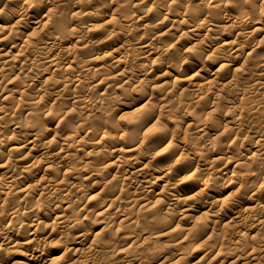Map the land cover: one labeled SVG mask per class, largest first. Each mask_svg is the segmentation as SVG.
Wrapping results in <instances>:
<instances>
[{
    "label": "bare ground",
    "instance_id": "obj_1",
    "mask_svg": "<svg viewBox=\"0 0 264 264\" xmlns=\"http://www.w3.org/2000/svg\"><path fill=\"white\" fill-rule=\"evenodd\" d=\"M124 1L116 13L106 0H0V264H51L50 255L61 247V264H108L107 250L113 248L118 264H138L132 256L135 231L122 233L124 245L115 249L118 230L130 228L155 246L168 235H180L178 243L187 237L228 238L230 249L224 252L208 254L211 247L193 262V250L168 264H261L264 239L244 251L243 240L264 238V193L259 194L264 117L253 122L264 108V10L257 4L264 0H244L247 14L243 0ZM68 10L82 23L92 21L78 46L62 45L80 24L67 28ZM134 28L142 32L138 40L130 35ZM175 33L187 45L166 40ZM187 50L192 55L185 56ZM131 56L149 65L132 68ZM207 60L219 65L207 67ZM243 60L259 67L245 87L237 81L247 74ZM153 89L169 99L168 110L142 104ZM133 90L134 111L143 120L129 121L132 128L145 129L154 117L170 112L173 123L166 121L147 138L120 130L113 110L125 108ZM52 103H58L53 114ZM200 110H208L207 116L190 114ZM253 127L259 130L246 131ZM79 154L83 164L75 161ZM161 158L164 166L158 164ZM38 169L40 175L33 177ZM102 183L109 185L84 199ZM122 198L127 203L120 208ZM181 207L180 218L191 212L197 218L175 224L173 211ZM134 209L145 211L133 217ZM159 211L166 220L162 228L142 232L141 221ZM95 226L101 227L94 231Z\"/></svg>",
    "mask_w": 264,
    "mask_h": 264
},
{
    "label": "rangeland",
    "instance_id": "obj_2",
    "mask_svg": "<svg viewBox=\"0 0 264 264\" xmlns=\"http://www.w3.org/2000/svg\"><path fill=\"white\" fill-rule=\"evenodd\" d=\"M149 1H151V0H149ZM106 3L108 5H110V7L116 8V7H121L125 3V1L124 0H106ZM167 3H172V0H167ZM233 4H235V2L232 3V5ZM257 4L260 5L264 10V1H258ZM19 5H20V3L17 5L15 4V6H19ZM239 6H241V5H239ZM231 7H233V6H231ZM71 9H74V8L72 7ZM89 10H92V9H89ZM115 10L117 13L118 8H116ZM243 12L245 14L250 13L249 5L244 0H243ZM114 16H117V15L115 14ZM64 17H66V19H67V21H66L67 28L77 24L78 22H80V24H77L76 33L73 34L72 36L71 35L67 36L66 40H64L62 42V45H77L76 40L79 36L82 37V38H80L81 41L84 40V38L86 40L87 35H88L86 28L92 24V21H83V23H82V20L78 21L77 17L71 16L69 10H68V12H66ZM263 17H264V15H263ZM123 23L124 22L120 21V25H122ZM135 26H137V25L135 24ZM140 33H142V32L140 30H138V28L131 29V31H130L131 37L135 38L136 40H138V35ZM179 35H180L179 33H175L172 36L168 35L165 38H166V40L171 39L172 43L176 47H181L183 45H187L186 42H188V40H182V38L178 37ZM147 37H149V36H147ZM174 38L175 39L180 38L181 40L177 39V42H175L176 40ZM140 41L141 40H139V42ZM94 46H95V43L90 44L86 48V53L89 54L91 49H93ZM128 46L125 47V49H127V52L133 53V48L131 47L132 45H130L129 47ZM191 51H189V50L185 51L184 55L185 56L192 55L193 52H191ZM261 53L262 52H258L259 55H261ZM115 55H116V53L111 54L110 58H113ZM262 55H264V53H262ZM130 59H131L130 64H131L132 68H135L137 70L141 69L142 67H146L149 65V63L147 61H145L144 58H141V56H138V57L131 56ZM254 63H257V61H253V62L249 61L248 62V61L243 60V64H242L243 70H245L247 74H244L243 76H238L237 81H238L239 85H242L243 87L248 86L252 80L257 78L256 74L259 70V67L254 65ZM206 64H207V67H210L213 69L219 65L218 61L214 64L213 62H211L209 60H207ZM239 65H240V62L235 64V65H232L231 69H233L235 66H239ZM152 67H153V69L157 68V71L162 70V67H160L158 65H153ZM227 71H230V67L227 68ZM224 74H226V72ZM136 75L137 74L135 72V76ZM166 75L167 74H165V76H164V78H165L164 80H168V77ZM150 80L152 81V79H149V81ZM149 81H147L145 84H149L150 83ZM260 93H261V90L258 91V96L254 97V99H259ZM136 99H137V92H136V90H133L125 98V105H126L125 108L120 107V106H117V108H115V106L112 107V109L115 108V110H113V116H116V117H113L114 124H116L120 130L125 131V132L135 131L137 133H144L145 137L147 138L148 136L155 134L158 131H160L164 125H167L166 121H169V125H171L173 123V120L175 119L174 112H170V113H168L167 116H165V113H164L159 118L154 117L145 129H142L140 127L132 128V126L129 125V121L136 119L137 123H141L143 120L142 114H138V112L134 111L135 108L133 105L136 104ZM153 103L154 104L157 103L161 106H165V107H167V108H165V110H168L169 99L166 97L163 98L159 94L157 89L149 90L147 93L146 99L144 100V102H142V104H144L145 106L152 105ZM57 104H53V106H51V105L48 106V107H51L52 114L54 113V109L58 108ZM101 107H105V104ZM207 111L208 110H200V111H196V112H191L190 114L200 115V116L204 117V116H207ZM263 111H264V108H260L258 110V112H256L255 115L253 116V119H254L253 122L255 124H256L257 120H259V122H260L261 121L260 119H262L264 117V114H262V116H260V113ZM118 117L120 119H118ZM177 117H178V114H177ZM94 122L96 123L97 120ZM76 123H78V122H76ZM72 125H74V124L73 123L69 124V125L66 124V125H63L62 127L65 131H67L71 128ZM251 129L252 130H246V131H249V133H255L259 130L257 127H253ZM64 130H63V132H64ZM181 135H183V134L181 133ZM160 149H161V147H160ZM157 150H158V148L155 149L154 151H157ZM217 150L219 151L218 148H217ZM150 151L152 152L153 150H149V152ZM185 153H192V152L186 151ZM120 156H121V158L127 157V154H121ZM181 157H184V155H182ZM84 160H85L84 156L82 154H79V156L76 158L75 161H77V164H79V163L83 164ZM247 162L251 163L250 160ZM164 163H165V158H161L159 160L158 164L161 166H164ZM39 171H40L39 169L35 170V172L32 173V175H34L33 177L38 176ZM109 175H110V173L107 174L106 176H104L101 180H99V185L102 181H107ZM109 182L111 183L112 187L115 188V192L117 193L119 187H117L114 184V182H112L111 180ZM204 182H205L204 178L199 179L197 186L198 187L202 186V184ZM87 183H88V181L85 184H87ZM103 183L101 184L100 187H99V185H97L95 187V190L93 192H90V194L86 193L84 196V199H85V197H88V195H91L93 193H96L97 191H100L102 189V187L106 188V186L109 185L107 183L103 186ZM126 189H127V187L123 186V190H126ZM105 191H107V190H105ZM263 193H264V189L259 192V194H263ZM126 203H127V199L122 198L121 200H119L117 202V205H120L119 207L122 208V207L126 206ZM98 205L100 206V202L98 203ZM103 205H105V204H103ZM91 208L93 210V207H91ZM159 208L164 209V205H161ZM182 210H183V207L176 208L175 211H173L175 218L178 219L175 221V224H178L179 226H184L191 219L194 220V218L195 217L197 218V216H198V213L191 212L193 214H191V216L189 218L188 217L180 218L181 214L185 215L184 211H182ZM144 211L145 210L136 209L135 211H133V217H137L138 215L143 214ZM149 213H151V212L147 211L145 213V215H147ZM160 213H161V211H159V213L157 212L153 216L151 215V216L147 217L146 219H144L143 221H141L142 226L139 224L138 228L142 232L147 233V234L158 232V230L160 228H162L163 224L166 221L165 219L164 220L162 219V215ZM100 227L101 226H95L93 229H94V231H96V230L100 229ZM214 229H217V231H219L221 229V224L217 223V226ZM238 229H240V228H238ZM125 231L127 232L126 234H129V235H130V231H135V233L131 235L132 239L136 242V245L134 247L135 252L132 256L137 257L138 264H159V263L168 264L169 263L168 261H170L173 257H176L179 254H186L185 256H188L191 253V251H193V250H194V256L192 258H189V259L194 262V261H198L199 258L201 257V255L203 253H205L206 250H210L211 247H213V252L208 253V254H215V250H219L221 252H224L225 250L230 249V246L228 245V238H223L221 235H219V237L216 236L215 238L214 237H207L206 240H205L206 236H203L200 239V241H196L195 239H193V237H187L182 243H178V240H177V238L180 235H172V236L168 235L167 238H163L161 240V242L158 244V246H155L153 244H149V243L145 242V240H142L141 234L139 233L140 231L133 229V228H130L129 230H118V233H117L118 238H117V244L115 245V249L119 248V246L124 245V242L122 241L121 236H122V233H125ZM210 231L211 230H208V232H210ZM55 239H57V238H55ZM263 239H264L263 237H248V238L244 239L243 240V243H244L243 251L246 248L248 249L251 246L258 248L261 245ZM60 249H62V247ZM60 249L55 251L53 254L50 255V257L55 258V260L53 262H50L51 264H61L62 261L59 258V255L63 250H60ZM113 250H114V248L107 250V251H109L106 254L107 257H109L108 264H111V263H117L118 264V262H119L120 255H116V254L112 253ZM151 250H153V251L150 254ZM211 256L208 259L203 260V262H206L209 259H211L212 258ZM164 259H165V263L162 262ZM212 261H215V262H212ZM212 261H210L208 263H202V264H228L226 261H223V262H219L218 260L217 261L212 260ZM166 262H168V263H166ZM9 263H7V264H9ZM244 263H245V261L243 262V264ZM261 264H264V261Z\"/></svg>",
    "mask_w": 264,
    "mask_h": 264
}]
</instances>
